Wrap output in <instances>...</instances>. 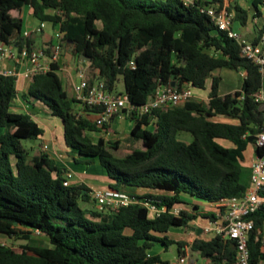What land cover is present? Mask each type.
I'll return each instance as SVG.
<instances>
[{"label":"trees","instance_id":"obj_1","mask_svg":"<svg viewBox=\"0 0 264 264\" xmlns=\"http://www.w3.org/2000/svg\"><path fill=\"white\" fill-rule=\"evenodd\" d=\"M222 2L0 0V43H16L19 49L34 46L31 36L20 37L23 20L13 15L28 7L38 21L57 26L63 48L77 64L90 67L92 78L103 80L111 91L121 78L123 90L117 92H124L135 106L145 103L160 84L204 89L209 79L205 100L192 97L179 106L128 115L133 121L130 136L140 140L142 148L127 149L120 156L113 151L119 148L118 140L93 136L113 131L109 123L98 125L91 119L97 108L88 106L79 113L74 107L58 74L59 58L50 62L49 70L31 76L22 97L41 103L60 119L64 142L78 155L75 161H98L111 181L107 189H144L149 192L137 199L168 207L184 203L182 194L213 203L245 191L244 151L248 144L255 145L249 137L264 131V108L253 98L261 86L257 66L200 10L206 5L222 7ZM260 3L264 0H253L257 13ZM232 10L234 20L244 24L246 11L237 4ZM263 32L264 23L251 42H260ZM15 34L17 42L11 40ZM44 52L48 54L47 48ZM221 68L241 71L240 86L232 93H219L221 76L213 72ZM16 96V78L0 74V236L21 240L17 245L0 241V264L159 263L150 248L157 242L164 247L173 243L166 232L188 227L196 212L181 209L152 217L137 202L114 211L85 209L80 201H90V189L68 184L65 169L42 149L30 155L23 146L22 140L37 139L44 129L28 113L11 110ZM180 132L189 133L191 140L180 139ZM256 149L264 153V148ZM260 195L264 197V186ZM200 216L214 219L213 212ZM249 218L254 222L247 242L249 264H264V201ZM176 243L180 253L184 241ZM190 249L209 264H234L236 259L234 239L218 235L200 233Z\"/></svg>","mask_w":264,"mask_h":264},{"label":"built area","instance_id":"obj_2","mask_svg":"<svg viewBox=\"0 0 264 264\" xmlns=\"http://www.w3.org/2000/svg\"><path fill=\"white\" fill-rule=\"evenodd\" d=\"M183 3H190L192 0H182ZM210 16L220 30L227 33L228 37L234 39L240 46V54L257 66L261 77V86L253 94L254 101L264 104V32L260 42L252 43L243 38L240 32L232 28L235 13L227 8L206 5L200 8ZM44 22H40L34 28L23 34L24 38L35 35L43 31ZM63 34L54 30L49 41L44 46H32L30 49L23 47L19 49L14 44L8 45L0 43V64L6 60H12L18 66H23L20 70L15 68L0 67V74L14 76L16 79L22 76L30 79L35 72H45L50 68V62L57 61L63 49ZM47 48L48 54L44 52ZM133 65V61H130ZM77 80L72 82V95L79 113H85V107H96L97 110L90 115L91 119L98 125L108 124L117 115H131L135 113L139 116L150 113L155 109H162L171 106H179L188 99L194 97L192 87L188 84L177 87L173 83L160 84L148 97L147 101L139 106L130 104L124 92L109 90L104 81L86 73V64L79 63L75 68ZM264 108V106H263ZM254 140L256 148H264V131L256 135ZM43 151H47L48 145L41 146ZM251 174L249 185L241 195L222 197L213 202L214 219H207V223L202 227V233L206 236H221L222 238L234 239L236 245V259L234 264H249V250L247 246L250 232L254 228V222L249 215L255 212L264 201L260 195V190L264 186V153L255 156L250 164ZM66 176H72L68 172ZM89 196L93 200L97 210L114 211L120 207L128 206L131 203H140L152 217H158L163 212L168 211L178 214L181 209L176 205L168 207L160 201L149 198L137 199L135 194L126 191H112L109 189L89 188ZM190 245L185 247L174 260V264H197L189 257Z\"/></svg>","mask_w":264,"mask_h":264},{"label":"crops","instance_id":"obj_3","mask_svg":"<svg viewBox=\"0 0 264 264\" xmlns=\"http://www.w3.org/2000/svg\"><path fill=\"white\" fill-rule=\"evenodd\" d=\"M234 4L239 5L241 8H243L246 11L245 13L246 18H245L244 24H241L239 20H233L232 28L235 31L240 32V34L243 36L245 40L252 41L256 37L258 30L264 23V5L261 3L257 5L258 10H259L258 13L255 7L253 6V0H223L222 7L230 8L232 10ZM13 15L21 18L22 20H26L25 27L23 28L22 26L21 28L20 37H22L26 31L30 30L31 28H34L35 26L39 24L37 21L31 20L32 14L28 7H22L20 10H15L13 12ZM54 30L55 29L53 27V30L48 38H40L39 40L40 42L38 45H36V39L34 37L35 35H32L31 38L34 41L33 45L39 46V47L46 45V43L49 41L50 37L54 33ZM11 40L14 42H17V34H15ZM14 46H16V43H14ZM72 57H73L72 55L70 56L69 54L68 55L63 54L61 57H59V62H58L59 68H60L59 72L61 74V75L59 74V76L62 79L65 89L70 97L72 95V82L74 81L73 72L75 71V68L77 66V62ZM23 66H19V65L17 66L15 62L12 60H6L0 64V67L15 68L18 70H20ZM213 74L220 75V70L219 69L215 70ZM87 75L91 77L92 76L91 71H89ZM28 85H29L28 79L22 76H19L16 79L17 96L11 104V110L17 111V112H26L37 122V119H36L37 114L35 113V111L40 109V107H42L43 105L36 101L28 102L22 97V95L27 91ZM204 89L206 90V95H202V94L194 92V97L205 100L207 98V94L209 91V87H207V84ZM74 107L78 108L76 105ZM30 108H32L33 110L30 111ZM113 118H112L113 122L111 119V122L109 123L111 128L113 126H116L120 122V119L127 118V117L122 114V115L114 116ZM112 130L113 131L110 133H102V132L101 134L97 133L96 138L101 135L105 140H111V141L121 140L120 133H117L115 129H112ZM0 131L2 130L0 129ZM44 133L40 137H42ZM184 139L186 141H190L191 136L185 135ZM218 141L225 146H228V147L232 146V143L230 141L223 140V139H219ZM43 144L48 145V149L45 152L48 153L49 156L55 161L56 166L65 169L63 176L66 178V181L68 184H71V185L83 184L86 187L93 188V189L95 188L107 189L108 188V185L109 183H111V181L106 175V172L103 169V167H101L100 165H96V164H91L92 165L91 166V165H87V164L75 161V158L78 157V155L71 154V151L66 146L64 142V138H63V127L61 130L60 136L57 135L54 131H52L50 136H48L42 141L39 147V150H41V146ZM249 146H251L252 150H251V153L247 155L246 152ZM255 149H256L255 145L250 143L248 144L246 150L244 151V161L242 163L248 168H250V170H251L250 164L252 162V159L256 156L254 153ZM68 172H71L72 174V176L69 178L66 176ZM249 181H250V175L248 178V185H249ZM121 190L130 192L135 195H143L146 192H149L147 190L138 189V188H133V189L128 188V189H121ZM89 202L94 203L91 198ZM208 204L209 206L208 208H205V210L202 207H198L199 205H197V209H194V205L189 204V203H187V206H183L184 208H180L179 207L180 204L176 205L179 209L194 210V212H196V214L198 215L196 219H193L188 222V227H185V228L175 227L176 231H178L182 235V238L179 239L178 241H184V245L181 247L182 248L181 250H183L185 247H189L190 243L196 237V235L202 233V227L206 225L207 219L204 217H201L200 215L206 214L207 212H214L212 203H208ZM171 228H174V227H171ZM202 235L204 234L202 233ZM157 245H159L160 251H163L166 249L162 244L158 243ZM149 254L159 255L158 252L152 253L150 250H149ZM178 254L179 253L177 250V255ZM189 257L191 261H196L197 264H209L208 259L201 257L199 253L195 251H191V249L189 251ZM159 258H160V262L156 264H163L166 262V259L161 258L160 255H159ZM172 264H174V262Z\"/></svg>","mask_w":264,"mask_h":264},{"label":"rangeland","instance_id":"obj_4","mask_svg":"<svg viewBox=\"0 0 264 264\" xmlns=\"http://www.w3.org/2000/svg\"><path fill=\"white\" fill-rule=\"evenodd\" d=\"M31 20H34V21H37L38 23H40V21L35 19L33 16H31ZM25 25H26V20H23L22 21L23 28L25 27ZM53 27L55 30H57V26H53V24L51 22H44L43 31L35 34V36H34L36 39V45L39 44L40 38H48L50 36V34L53 30ZM63 54L64 55L69 54L71 56L70 50L68 48L62 49L60 57ZM219 70H220V76H221V82L219 85V93L221 95H224L226 93H232L236 89L239 88L240 83L242 81V74L240 73V71L234 70V69H228V68H221ZM89 71H90V67L88 65H86V73L88 74ZM58 74H60L59 71H58ZM73 78L75 80H77V76H76L75 71L73 72ZM209 85H210V80L208 79L207 87H209ZM122 90H123V83H122V79L120 78L116 84V91H122ZM192 90L195 93L206 95L205 89L192 88ZM32 110L33 109L30 108V111H32ZM35 113L37 114V116H36L37 122L44 129L45 133L42 137H39L37 139L22 140L23 146L26 147L27 149H29L28 151L30 152V155L34 154L35 152H37L39 150V147H40L42 141L45 138H47L48 136H50L52 131H54L57 135L60 136V133L62 130V124H61L60 119L58 117L51 115L49 110L46 107H44V106L40 107V109L36 110ZM113 119H112V122H113ZM132 125H133V121L129 117H127V118L120 119V122L116 126L112 127V129H115L117 131V133H120V139H121V140H119V142H120L119 148L113 149L114 154L116 156H120V155L124 154L125 150H127V149L142 148L141 141L138 139H135L134 137H131L129 135ZM185 135L191 136L187 132H180L178 137L182 140H185L184 139ZM93 136H96V134H94ZM69 150L71 151V154H76L71 149H69ZM251 150H252V148H251V146H249L246 154L247 155L250 154ZM93 164L99 165L98 161H95ZM250 174H251V170L248 167H246L242 173V178L247 180ZM180 197H181L182 201L184 202L183 204L179 205L180 208H184L183 206H187V203L192 204V205H199L198 207H202L204 210H205V208H208V206H209L208 202L198 200V199L190 197L188 195L182 194ZM80 204L85 209L96 208L95 204L92 202L87 203V202L80 201ZM166 235L169 239L173 240V243H171L167 247H165L166 248L165 250L160 251L159 245H157L158 244V242H157L150 248V251L152 253L158 252V254L160 255L161 258L166 259V262L163 264H172L177 257V243L176 242L182 238V235L178 231H176L175 227L171 228L168 232H166ZM159 236L163 237L164 234H161ZM0 241L5 242V243H14L15 245H17L18 243L21 242V240H9L8 238H6L4 236H0ZM44 244H47V242H44Z\"/></svg>","mask_w":264,"mask_h":264},{"label":"water","instance_id":"obj_5","mask_svg":"<svg viewBox=\"0 0 264 264\" xmlns=\"http://www.w3.org/2000/svg\"><path fill=\"white\" fill-rule=\"evenodd\" d=\"M83 59H85V57H81V60H83ZM258 106H259L260 109H263L264 104H258ZM256 138H257V136L253 135V136H250L248 140L252 141V140H255ZM254 153H255L256 156H259V153H258L257 149H255Z\"/></svg>","mask_w":264,"mask_h":264}]
</instances>
